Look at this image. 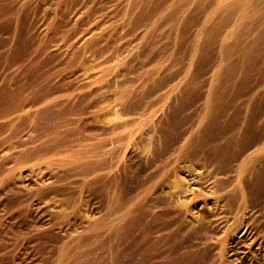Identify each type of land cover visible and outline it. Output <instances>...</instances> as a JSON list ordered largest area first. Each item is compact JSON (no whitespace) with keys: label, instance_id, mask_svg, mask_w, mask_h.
I'll return each mask as SVG.
<instances>
[{"label":"rangeland","instance_id":"obj_1","mask_svg":"<svg viewBox=\"0 0 264 264\" xmlns=\"http://www.w3.org/2000/svg\"><path fill=\"white\" fill-rule=\"evenodd\" d=\"M0 264H264V0H0Z\"/></svg>","mask_w":264,"mask_h":264},{"label":"bare ground","instance_id":"obj_2","mask_svg":"<svg viewBox=\"0 0 264 264\" xmlns=\"http://www.w3.org/2000/svg\"><path fill=\"white\" fill-rule=\"evenodd\" d=\"M243 170H244V167L241 168V171H243Z\"/></svg>","mask_w":264,"mask_h":264}]
</instances>
